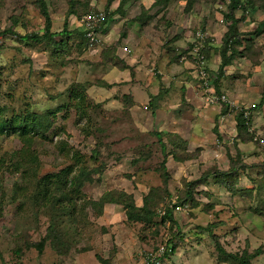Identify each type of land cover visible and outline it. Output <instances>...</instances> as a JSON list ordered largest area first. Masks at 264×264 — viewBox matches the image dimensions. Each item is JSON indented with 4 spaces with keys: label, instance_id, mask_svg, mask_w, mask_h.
<instances>
[{
    "label": "rangeland",
    "instance_id": "obj_1",
    "mask_svg": "<svg viewBox=\"0 0 264 264\" xmlns=\"http://www.w3.org/2000/svg\"><path fill=\"white\" fill-rule=\"evenodd\" d=\"M45 2L50 16L49 30L60 32L66 20L67 30L72 32L64 47L53 54L47 49L46 41L23 37L39 35L44 30L45 19L36 0H0V105L4 108L3 115H24L27 111L44 114L69 104L71 90L78 86L85 88L91 108L78 123L75 122L73 106L57 112L53 126L46 133L47 140L36 138L33 144L39 162L34 165L37 173L31 176L30 181L34 183L42 176L57 173L72 164L68 156L58 151L57 143L64 140L69 147L84 154V162L74 165L73 171L63 173L62 180L69 185L74 175L82 177L86 172L101 179L99 183L84 184L87 197L97 200L106 190H122L132 193L135 203L141 205L149 188L161 182V171L157 166L159 146L154 135L149 136L139 129L144 125L136 121L135 124L126 110H120L119 103L113 99L106 102L114 93L99 86V82H116L108 76L118 74L114 69L107 74L110 64L106 60L112 55L109 50L118 46V53L124 52L119 46L126 31L136 40L141 35L161 39L179 36L186 38L188 43L192 34L190 29L194 31L197 28L205 29L212 35L213 44L216 42L219 46L231 24L226 18L228 1L113 0L108 7L107 0ZM70 10L73 14L69 13ZM90 10L104 11L109 19L102 25V43L100 41L97 49L89 51L76 30H83L79 19ZM121 12L125 15L121 16ZM234 19L237 23L232 34L238 39V44L234 45L237 54L232 59L231 72L245 82L240 86L249 94L239 102L259 104L264 90V0H240L234 10ZM61 37L66 38L65 35H56L54 40L59 41ZM147 43H151L150 39L143 38L137 54L144 56L141 47ZM219 59L220 64L221 57ZM236 90L238 93L241 91L240 88ZM142 95L140 98L144 97ZM98 102L102 105L93 107ZM262 108H256L253 120L258 130L264 128ZM113 109L117 112L110 114ZM258 113L261 116L259 122L256 120ZM145 142L148 146H142ZM231 144L222 146L227 151L228 158L223 162H228L226 169L231 171L230 175L223 183L218 181L221 177L215 182V176L209 178L205 186H198L194 198L200 205L189 208L188 202L187 207L173 212L175 223L160 222L161 218L156 215L155 223L148 227H143L142 223L132 225L125 220L120 205L106 206L102 215H97L96 208L88 206L86 216H83L79 211L81 198L76 199L78 222L74 219V224L67 226V217L61 220L53 209L35 205L30 197L32 187L26 199L17 197L15 190L26 183L21 171L15 170L18 156L15 152L19 151L21 142L16 133L1 135L0 194H3L4 209L0 218V264H139L146 253L152 251L155 254L157 247L169 241L176 247L165 257L163 264H240L239 257L248 258L251 264H264V216L258 215L264 212V154L262 160L244 163L241 158H236ZM177 151L184 155L190 149L180 143ZM147 153L152 154L147 164H132L136 155ZM230 153L234 155L231 165ZM214 160L222 162L219 157ZM156 167L158 171L154 170ZM191 169L190 159L177 163L170 161L169 189L173 195L163 199L161 191H157L155 211L165 202L168 205L176 202V195L189 188ZM222 170L218 169L216 173ZM199 176L197 174L194 179ZM59 183H63L61 179ZM69 188L70 185L62 186V195L70 193ZM198 188L202 191H196ZM52 192L54 195L61 193L60 188ZM208 220L213 223H206ZM219 220L225 223L218 226L216 222ZM44 236L49 239L58 236L69 249L65 253L62 252L64 250L57 252L50 240L45 243L41 254L28 246ZM215 239L226 250L225 254L219 255L223 261L218 258Z\"/></svg>",
    "mask_w": 264,
    "mask_h": 264
},
{
    "label": "trees",
    "instance_id": "obj_2",
    "mask_svg": "<svg viewBox=\"0 0 264 264\" xmlns=\"http://www.w3.org/2000/svg\"><path fill=\"white\" fill-rule=\"evenodd\" d=\"M113 0H107L106 7H108ZM167 1V0H166ZM228 1V13L226 14V18L230 20L231 24L229 26V29L227 32L224 33L222 39H221V44L217 48V52L221 57V62L219 64V67L216 71V79L214 81V90L217 95L221 94H226L223 92L221 89V76L223 73V68L227 65H230L232 62L233 57L235 54H237L236 48H234L236 44H238V39L235 38L232 34V29L235 27L237 20L234 19V10L238 7L240 0H227ZM190 4V3H189ZM36 5L40 11V13L44 16L45 19V26L42 34H30V35H25L23 36L25 39L27 38H34V40L37 41H46L47 42V49L50 51V53H54L59 51L62 47H64L65 41L67 39H70V36L72 35V32L68 29L67 30V21L65 20L63 23V28L60 32H51L50 29V16L49 12L47 9V5L45 0H36ZM121 5V4H120ZM92 11V10H90ZM69 13L73 14L72 10L69 11ZM123 15V12H121V16ZM109 17L108 14H106V17L100 22L99 27H96V31L99 35L100 31L102 30V25L106 24L108 21ZM76 32L78 33V36H81L85 42V49L89 48V40L84 36L83 30L77 29ZM127 32V31H126ZM56 35L63 36L65 35L66 38H62L59 41L54 40V37ZM125 36V34L123 35ZM102 43V40H101ZM213 45V43H212ZM210 45L209 49H206V56L207 59H209V53L212 47ZM233 45V47H231ZM117 47L112 46L109 50L110 53H112L111 57L107 59L106 61L109 62L110 64V69L111 68H117L119 70H124V69H129L130 74L133 76V68L126 64V62L117 56ZM240 53V51L238 52ZM177 58H180V56L177 54ZM114 85H117V83H107L106 81L99 82V86L102 87H112ZM80 88L81 90L77 91ZM72 94L69 95V101L70 103L67 105H61L55 108L54 110H49L44 114H37L34 112H26L24 115L21 114H13L12 116H4V108L0 105V136L1 135H7L10 133H16L17 138L21 142V147L18 152V156L15 160V170L16 171H21L22 173V178L26 181L25 184L18 186L16 191L17 197H22L26 199L28 197V194L31 192L30 187H32L33 192H31L30 197L32 200L35 202V205L40 206V208L47 207L48 209H53L55 215L63 220L64 217H67L68 224L67 226H70L74 224V219H77L76 222H78V216L77 213L75 212V208L77 207V201L76 199H81L82 201L80 202V213L83 214V216H86L85 209L88 206H92L93 208H96L97 210V215H102L104 208L108 205H114L115 207L120 205L122 207V210L124 211L125 214V220L128 223H131L132 225L135 224H140L143 227H148L151 224L155 223L154 222V217H159L161 220L160 222L164 221H171L175 223V220L173 218V212L177 210H182L185 206H188V202L190 203L189 208H193L195 206L200 205V202L198 200H195L194 198V192L195 189L198 186H205L207 184L208 180V175L213 174V178L216 176L215 182L221 181L223 183L224 179H227L226 176L230 175L229 170L224 169L222 171H218L217 164L214 163L210 168H208L205 171H202L200 173V176L196 179L190 180V183H188V189L186 191H182L183 193L181 195L178 194L177 201L172 202L171 204L168 205V202H165L161 208H158L155 211V207L157 206V201H158V194L157 191H161L160 195L163 199L167 197H171L173 194L171 193L169 189L170 185V180H171V175L170 171L167 169L166 162L169 156L173 158L174 161L176 162H183L189 159H192L196 157V154L198 155V151L195 150V152L184 154V155H179V152L177 151V148H179L180 143L183 144V146H186V141L183 140L179 135L175 133H163L160 131H148V132H142V133H147L149 136H155L156 142L159 146V152L158 154L160 155V160L158 161V169L161 171L160 172V179L161 182L156 185L152 186L149 188L148 192L143 195L142 197V204L141 205H136L134 199H133V194L132 193H127L122 190H106L104 191L97 200L91 199L87 197L86 193L84 192V187L85 183H93L101 180L99 177L98 178H93L91 174L89 173H82V177L79 175H74V178L70 180L69 185L71 186L70 193H65L62 195V192L64 189H62V186L66 188V186H69L65 180H62L63 173H66V171H73L75 166L74 165H79L81 164L84 158V154L80 152L78 149H74L73 147H69L68 143L64 140H61L60 143H57L58 145V151L61 154H64L68 156L73 162L66 168L61 169L57 173L53 174H46L36 180L34 183H32L31 176L35 175L37 171L34 168V165L38 164V156L36 155L35 150L33 149V144L35 142L36 138H41L43 140H47L46 133L48 129H50L53 126V119H55L57 112L66 107H74L75 108V122L78 123L80 120H82L86 116V111L88 108H91V102L89 98L87 97L85 93V88H81V86L75 87V89L71 90ZM116 97V96H115ZM121 99L120 103V110H126L128 113V108L132 106L133 100L132 97L129 94H123L121 97H117V100ZM260 103L256 104L257 107H264V90L261 94L260 97ZM109 101V98L106 99V102ZM120 102V100H119ZM99 105H102L101 102H98L96 104H93V107H98ZM119 108V107H118ZM256 108L254 112L256 111ZM117 112V110L113 109L110 114H113ZM126 113V114H127ZM220 113H231L234 115L235 119V124L238 129V137L241 140H247L252 142L257 148H259L262 152V148L258 145L257 142L252 141V133L248 131L249 127L251 126L250 123L254 124L253 119L247 120L244 117V113L242 110L234 109L229 111L228 110V105L227 104H222L221 111L217 114V117L219 116ZM129 115V113H128ZM254 118V116H253ZM249 123V124H248ZM135 127V126H134ZM263 129V128H262ZM256 130H258L256 128ZM12 131V132H11ZM15 131V132H14ZM61 131L66 134V131L64 129H61ZM88 136H92L91 133L87 132ZM144 134V135H147ZM60 135V134H59ZM142 136V135H141ZM142 146H148V143H143ZM225 146V145H224ZM71 152L72 155L69 156V153ZM239 152V150H238ZM236 153L235 155L236 158L241 160L245 163L244 158L240 156V153ZM264 153V152H263ZM234 155L229 154V160H230V165H231V160ZM91 158V157H90ZM152 158V154L147 153L145 155H136L132 159V164L133 165H141L142 163L147 164ZM252 164V163H251ZM213 168L214 171L211 172L210 169ZM232 168V167H231ZM149 169V168H148ZM154 170H157V167L154 168ZM217 174V175H216ZM223 178V179H222ZM63 183H59V181ZM226 181V180H225ZM63 184V185H62ZM60 188L61 193L60 194H53L52 190L56 189L58 190ZM202 189V188H201ZM206 189V187L204 188ZM119 191V192H118ZM196 191H202L199 188ZM178 192V190H177ZM171 195V196H170ZM179 207V209H177ZM182 207V208H181ZM196 208V207H195ZM3 209H4V198L3 194H0V218L3 215ZM164 211L163 214L160 212ZM260 216H264L263 214H258ZM257 215V216H258ZM259 217V216H258ZM213 223L211 220L207 221L206 223ZM217 225H222L225 222H222L221 220L216 222ZM214 226V225H211ZM203 228V226H202ZM206 229H209V226L206 225ZM199 235V234H197ZM213 236V234H212ZM50 240L52 243V247L57 251L60 252L61 250L63 253H65L69 247L61 242L59 240L58 236H53L52 239L46 238L45 236L42 237L39 241L32 242L29 244V247H33L37 250L39 254L43 252L44 245L45 243ZM216 240V245H217V251H218V258L226 253V250L223 249ZM164 242L163 245L165 247V252L162 256H159V263L158 264H163L165 261V257L169 255V253H172L175 250L176 245L171 244V241ZM156 249V248H155ZM158 249V247H157ZM156 249V250H157ZM155 250V251H156ZM18 251V250H16ZM154 251V252H155ZM227 254H229L227 252ZM220 255V256H219ZM101 262H104L101 257L95 255ZM220 259L223 261V259L220 257ZM240 264H251L250 260L248 258H238ZM150 264H155V263H150Z\"/></svg>",
    "mask_w": 264,
    "mask_h": 264
},
{
    "label": "crops",
    "instance_id": "obj_3",
    "mask_svg": "<svg viewBox=\"0 0 264 264\" xmlns=\"http://www.w3.org/2000/svg\"><path fill=\"white\" fill-rule=\"evenodd\" d=\"M123 13L125 15V12ZM143 38L150 39L151 42L147 43L148 45H142L144 56L137 54V49ZM181 38L177 36L172 39H161L157 36L141 35L136 40L135 38L132 39L131 34L126 32L122 38L123 43L119 48L127 47L130 51L128 53L122 51L118 53L117 50V54L133 68L134 75L130 74L129 69H109L107 74H110L112 69L118 71V74L108 76V78L116 81L112 83H119L108 88L114 93L109 101L113 99L120 104L121 99L119 98V102L117 97L129 94L132 97L133 104L128 108V113L134 123L136 121L139 125H144L143 127L140 125L139 129L141 131L155 130L163 133H175L186 141L190 153L199 150L198 155L196 154V157L190 159V167L192 168L190 179H194L197 174L199 176L202 171L207 170L214 163L217 164L218 169L224 170L228 167V162H223L228 158L227 151L222 148L223 144H231L226 142L225 138L228 135L236 137L231 144L234 147L231 150H234V153L239 150L238 153L244 158L245 162L262 160L264 153H259L257 146L250 141L241 140L237 137L239 132L233 114L227 113L226 118L220 122L217 117L220 110L218 106L201 107L192 87L194 74L191 65L189 62L177 58L180 49L187 47L185 45L190 43L191 37L188 43L185 42L186 38ZM212 47L209 53L208 66L210 69L217 71L220 60L217 52L218 44L215 42ZM231 71L232 64L223 68L220 77L221 89L230 99L241 101L245 95L249 94L245 93V89L240 86V83L244 84L245 82L237 75H233ZM121 78L122 80H120ZM141 84L142 87H138ZM248 84L249 82L246 83V85ZM234 87L236 89L240 88V93L236 89L233 92ZM141 94L144 97L140 98ZM260 117L258 113L256 115L258 122ZM217 142L220 146H217ZM232 147L229 146V148ZM230 155H233V153H230ZM207 156L209 157L207 158ZM215 157L222 159V162H216ZM170 161L174 162L171 156L168 157L166 162L168 170ZM208 176L209 179L213 174ZM136 205L140 204L136 203Z\"/></svg>",
    "mask_w": 264,
    "mask_h": 264
},
{
    "label": "built area",
    "instance_id": "obj_4",
    "mask_svg": "<svg viewBox=\"0 0 264 264\" xmlns=\"http://www.w3.org/2000/svg\"><path fill=\"white\" fill-rule=\"evenodd\" d=\"M106 17L104 11H89L83 16H81L80 25H82L84 36L89 40V48L97 49V45L101 41L100 33L98 35L96 27H99L100 22ZM103 29V28H102ZM191 41L189 45L179 51L178 55L180 60L189 62L194 74L192 81V87L194 88L196 97L199 99L201 107L218 106L219 112L221 111L222 104L228 105V110L238 109L242 110L244 117L249 121L253 119L254 110L256 108L255 103L245 104L239 101H234L230 99L227 94L217 95L214 90V81L216 79V71L212 70L208 66V59L206 56V49H209L210 45L214 42L212 35H210L205 29L197 28L194 31L190 29ZM124 52L128 53L130 50L127 47H123ZM190 85V84H189ZM226 118L225 113H220L218 116L219 121H223ZM249 124V123H248ZM236 125V124H235ZM248 129L252 133V141L257 142L264 152V128L261 130H256V126L250 123ZM238 137V135H237ZM226 142L232 143L236 139L235 136L228 135ZM224 143V141H223ZM217 146H220L217 142ZM179 209V207H177ZM161 214L164 211L160 212ZM165 247L160 246L155 254L151 251L145 254L139 264H150L159 263V256H162L165 252Z\"/></svg>",
    "mask_w": 264,
    "mask_h": 264
}]
</instances>
